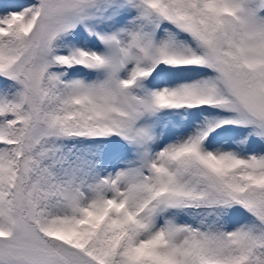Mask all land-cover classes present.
Masks as SVG:
<instances>
[{"label":"snow or ice","instance_id":"obj_1","mask_svg":"<svg viewBox=\"0 0 264 264\" xmlns=\"http://www.w3.org/2000/svg\"><path fill=\"white\" fill-rule=\"evenodd\" d=\"M0 264H264V0H0Z\"/></svg>","mask_w":264,"mask_h":264}]
</instances>
